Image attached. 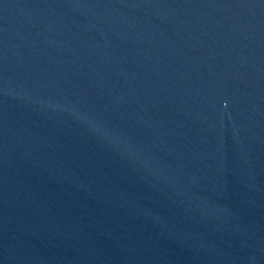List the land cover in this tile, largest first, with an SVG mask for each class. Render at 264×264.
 <instances>
[{
	"label": "water",
	"instance_id": "obj_1",
	"mask_svg": "<svg viewBox=\"0 0 264 264\" xmlns=\"http://www.w3.org/2000/svg\"><path fill=\"white\" fill-rule=\"evenodd\" d=\"M0 264H264V0H0Z\"/></svg>",
	"mask_w": 264,
	"mask_h": 264
}]
</instances>
